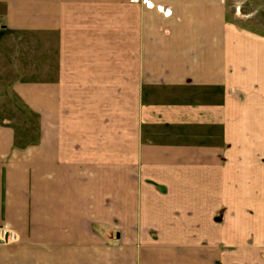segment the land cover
I'll return each mask as SVG.
<instances>
[{"label":"crops","instance_id":"1","mask_svg":"<svg viewBox=\"0 0 264 264\" xmlns=\"http://www.w3.org/2000/svg\"><path fill=\"white\" fill-rule=\"evenodd\" d=\"M0 264H264V0H0Z\"/></svg>","mask_w":264,"mask_h":264},{"label":"built area","instance_id":"2","mask_svg":"<svg viewBox=\"0 0 264 264\" xmlns=\"http://www.w3.org/2000/svg\"><path fill=\"white\" fill-rule=\"evenodd\" d=\"M19 240L17 232L8 228L7 226H0V243L1 244H15Z\"/></svg>","mask_w":264,"mask_h":264}]
</instances>
